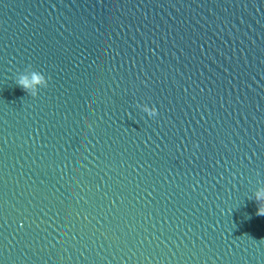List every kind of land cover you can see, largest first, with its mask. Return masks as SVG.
Here are the masks:
<instances>
[{"label": "water", "instance_id": "1", "mask_svg": "<svg viewBox=\"0 0 264 264\" xmlns=\"http://www.w3.org/2000/svg\"><path fill=\"white\" fill-rule=\"evenodd\" d=\"M262 182L264 0H0V264H264Z\"/></svg>", "mask_w": 264, "mask_h": 264}, {"label": "clouds", "instance_id": "2", "mask_svg": "<svg viewBox=\"0 0 264 264\" xmlns=\"http://www.w3.org/2000/svg\"><path fill=\"white\" fill-rule=\"evenodd\" d=\"M17 83L22 86L26 92L35 97L39 94V90H37L35 86L43 84L45 88L48 87V78L42 72L36 70L30 75L21 73L18 76ZM140 106L149 116L157 115L158 110L154 105L149 106L145 103ZM254 198L259 203L257 215H264V182H262V186L255 191Z\"/></svg>", "mask_w": 264, "mask_h": 264}]
</instances>
